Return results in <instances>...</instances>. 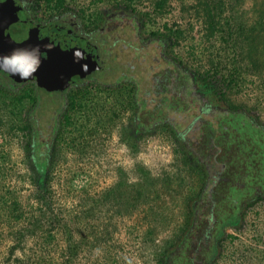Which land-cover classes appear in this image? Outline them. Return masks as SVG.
Here are the masks:
<instances>
[{
  "label": "rangeland",
  "instance_id": "obj_1",
  "mask_svg": "<svg viewBox=\"0 0 264 264\" xmlns=\"http://www.w3.org/2000/svg\"><path fill=\"white\" fill-rule=\"evenodd\" d=\"M232 2L246 15L257 6ZM204 4L36 0L43 19L115 29L117 42L94 46L113 85L58 107L29 78L0 75V262L24 250L44 264H160L171 249L178 262L264 264V65L209 33ZM168 28L179 30L169 43L150 35ZM39 128L43 183L25 153ZM191 217L189 246L177 248Z\"/></svg>",
  "mask_w": 264,
  "mask_h": 264
},
{
  "label": "trees",
  "instance_id": "obj_2",
  "mask_svg": "<svg viewBox=\"0 0 264 264\" xmlns=\"http://www.w3.org/2000/svg\"><path fill=\"white\" fill-rule=\"evenodd\" d=\"M220 1V2H218ZM231 1V2H230ZM232 1H237V0H227L223 1L222 0H204V18L205 21L207 22V29L211 35L217 34L218 38L221 39V41H226L227 45L225 47H233L235 46L236 48L239 49L240 53L242 55H245V57L248 58L249 64L253 65L256 69L258 67L260 68V65H264V61L261 59L259 56V42L262 41L263 36L261 34L260 28L264 27V0H251L255 4V9L250 11L251 13L249 15H246L244 12L237 13L234 12L233 9V2ZM239 5L242 3L244 4V0H239ZM60 5L62 4V0H59ZM222 3V5H221ZM231 8V9H230ZM179 34V30L177 29H171L168 28L165 33H161L159 31L157 32H151L150 35L153 36L154 38L161 40L162 42L169 43L171 39L175 40L177 39ZM245 44L247 45L245 47L246 50H244ZM245 51V53H244ZM209 69H207L206 75L208 74ZM258 72V70H257ZM5 71L0 70V75H3ZM204 74V72H203ZM201 75V74H199ZM203 76L201 78L202 83H207L206 77ZM229 76V74H228ZM227 78H224L223 81L225 83L222 85L224 87H227L231 82L234 81V79L230 78V76ZM222 81V82H223ZM207 86V84H205ZM25 95H29L28 93ZM25 96H21L23 98ZM34 102L38 104V96L34 98ZM38 109V105L35 110ZM241 114L240 112H237ZM242 116H244L242 114ZM39 121V119H37ZM41 120V118H40ZM42 121V120H41ZM31 123L36 125V120H30ZM40 122V121H39ZM252 124V122H251ZM252 126H254L252 124ZM29 128H31V125H29ZM40 129L39 131H34V129H31L29 136H30V145L26 146V157L29 162V167H30V172L32 173V177L36 181H41L43 183V176L41 175V172L44 171L45 169V163L46 160L49 157V154L47 152L42 153V150H40V146L42 145L41 141V134H40ZM170 132L172 133V136H175V130H173L172 127H170ZM185 154L187 159L194 160L195 158L191 156V153L185 148ZM188 153V154H187ZM45 158V159H44ZM260 198L264 199V195H260ZM211 219L212 216H210ZM193 217L190 218V222L188 221L187 226L183 229L182 234L178 240V243L174 244L175 247L178 248L180 244H183L184 241L187 243V239L189 238V235L191 233V225H192ZM232 225H237L236 223ZM20 235L23 237L24 234L20 232ZM18 236V234H17ZM173 248V247H172ZM15 247L10 246L8 248V254L13 255L15 253ZM173 251V250H172ZM171 249L170 251H165L163 254H161V257L159 259L160 264H191L192 260L191 258H186L188 263L185 262H178L177 261V256L174 258L171 255ZM182 254V253H181ZM179 254L178 258L182 257L183 255ZM27 254L22 250L19 252V256H17L16 259L13 261H3L0 262V264H44L43 262L37 260H28Z\"/></svg>",
  "mask_w": 264,
  "mask_h": 264
},
{
  "label": "flooded vegetation",
  "instance_id": "obj_3",
  "mask_svg": "<svg viewBox=\"0 0 264 264\" xmlns=\"http://www.w3.org/2000/svg\"><path fill=\"white\" fill-rule=\"evenodd\" d=\"M14 2L23 13L27 24L45 31V33L52 36L55 40L61 42L64 46L59 45V47H62L60 49H63V51L67 48L65 45H68L71 48L68 60L73 63V68L66 75L65 81L60 88L49 89L47 87L45 83L52 79L49 78L51 76H44L46 77L44 80L46 82H42L39 79L31 78L29 76L27 77L31 82L35 83L36 88H39L40 91L42 90V93L55 94L57 98L56 100L59 101L58 107L59 105L61 106L64 101L67 102V105L70 104L72 102L71 96L75 95L76 90L78 92L81 88L84 89L90 85L95 86V83L107 85V87H111L113 85V82H111L110 79L112 78L111 72L114 70L107 71L104 67L95 64V60L98 55H95L94 46L100 47L101 44L98 45L100 42H110L111 44L117 42V34L113 32L115 29L112 30L109 28L108 31L104 30L103 28L106 26L104 23L105 26L96 32V28H90L84 23L73 18V16H69L67 13H58L47 19H43L38 14L39 9L35 5L36 0H14ZM124 30L126 31V34L132 35V27H128L126 25ZM123 41V45L126 46V43H128V37L124 38ZM76 50H79L84 54V59H78L74 56V52ZM80 60L85 62L87 70L85 71L82 66L79 71L75 72L77 66H75L74 61L80 62ZM10 68L11 67H9L8 70H6V68H0V70L9 72L13 77H20L19 75L14 74V70H11ZM129 83L133 84V82L130 81ZM52 127H54V125H52Z\"/></svg>",
  "mask_w": 264,
  "mask_h": 264
},
{
  "label": "water",
  "instance_id": "obj_4",
  "mask_svg": "<svg viewBox=\"0 0 264 264\" xmlns=\"http://www.w3.org/2000/svg\"><path fill=\"white\" fill-rule=\"evenodd\" d=\"M59 45L64 46L45 31L27 24L14 0H0V57L11 56L14 52L25 54L26 51L38 49V53L32 54L39 55L40 65L29 77L46 82L44 76H51L49 78L52 79L45 83L47 87L60 88L66 75L72 70L73 63L68 60L71 48L65 45L67 48L63 51ZM74 62L77 66L75 72L86 65L82 60ZM0 68L5 69L6 66L0 63Z\"/></svg>",
  "mask_w": 264,
  "mask_h": 264
},
{
  "label": "clouds",
  "instance_id": "obj_5",
  "mask_svg": "<svg viewBox=\"0 0 264 264\" xmlns=\"http://www.w3.org/2000/svg\"><path fill=\"white\" fill-rule=\"evenodd\" d=\"M38 53V49H32L31 51H26L25 54L19 52H14L11 56L0 57V63L6 66V70L11 67L14 70V74L19 75L21 78H27L32 73H34L40 65L39 55H33L32 53ZM74 56L78 59H84V54L76 50ZM84 70H87V66L84 65Z\"/></svg>",
  "mask_w": 264,
  "mask_h": 264
}]
</instances>
